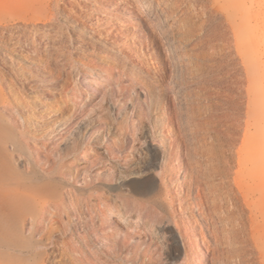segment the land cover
<instances>
[{"label": "rangeland", "instance_id": "1", "mask_svg": "<svg viewBox=\"0 0 264 264\" xmlns=\"http://www.w3.org/2000/svg\"><path fill=\"white\" fill-rule=\"evenodd\" d=\"M85 1L0 0V264H222L221 211L205 210L199 195L213 167L215 182L226 180L224 155L232 157L236 178L224 183L237 191L235 213L248 234L264 228L254 205L262 177L243 162L264 145V122L249 114L256 106L244 100L234 146L231 122L211 120L210 99L186 93L178 78L176 102L142 83L122 91L128 81L96 69L90 43L75 38ZM246 1L264 77V0ZM39 35L47 45L33 44ZM256 85L252 96L264 104V82ZM150 182L154 190H136ZM250 239L264 262L262 239Z\"/></svg>", "mask_w": 264, "mask_h": 264}, {"label": "bare ground", "instance_id": "2", "mask_svg": "<svg viewBox=\"0 0 264 264\" xmlns=\"http://www.w3.org/2000/svg\"><path fill=\"white\" fill-rule=\"evenodd\" d=\"M79 5L81 23H79L78 29L74 34L75 38L79 42L81 40L85 43H90L92 46V65L96 69L97 67H106L110 74L114 75L115 72H118L119 75L117 77L119 76L120 80L125 78L128 81L121 84L122 91L131 89L136 83H142L144 84L143 86L154 87V89L160 87L167 92L166 95L170 100L176 102L178 92L175 80L178 78L182 81H180L182 90L187 89L190 94L194 95L197 93L199 95L195 94L196 96H201L202 98L205 95L210 99V104L205 102V105L208 103L209 108H211V120L224 119L229 123L231 122V130L233 131L231 143H236L235 134L239 133L238 127L241 125L240 115L246 106V104L244 106L245 99L256 106L249 109V114L259 119L260 123L264 122V104L261 102L263 98L260 95L261 100L256 101L254 96H252V91H255L256 84H263L264 77L259 71V57L254 43L256 25L253 22V15L246 0H92L85 1V3H80ZM221 13H224L223 15H225L229 24L224 21ZM38 26L44 29L45 24ZM37 38L38 40L33 43L34 45L41 47L42 45H47L46 43L48 42L45 41L44 36L39 35ZM157 65L164 69L163 79L159 78L155 70ZM39 75L41 78H47L40 73ZM68 82L70 83L71 81ZM55 84L56 82H52V85ZM243 86H245V90H243ZM187 90L186 93L188 92ZM181 93L183 91H180ZM188 97L189 94L187 95ZM181 98L183 97L181 96ZM68 103L70 102L68 101ZM30 104L32 103L30 102ZM70 111L75 112L76 110L71 108ZM43 112L46 115H52L51 110ZM260 128L264 130V124L260 125ZM221 139H226V137ZM229 149L231 151V148ZM208 150H210V147H208ZM224 157V161L226 160L225 162L228 165L226 168L223 166L222 177L228 180L233 176L236 169L234 159L228 155H224ZM220 161L224 163L223 160ZM211 162L210 156H208V163H214V161ZM243 162L247 169L250 170L252 179H255L258 174L262 177L261 181H257V190H259L261 196L257 202H254V205L264 214V145L258 148L255 156L245 155ZM216 167L210 170V180L205 184L203 183L209 192L205 191L204 198H202V195H198L200 196V205L204 209L208 207L213 208L214 212L217 209L221 211V217L218 216L220 217L218 219L222 226L216 225L217 239L224 242L227 247L221 263L264 264V262L257 261V253L252 247L253 244L250 239L251 234L262 239L263 249L261 254L264 256V228H262L263 230H254L251 234H248L249 229L246 228L248 224L246 225L244 215L237 214L235 213L236 210H234L237 198L235 192L237 191L234 190L233 185L229 184L228 186L225 184L226 180L224 181L225 183L215 182L214 176L218 173V169H221ZM234 176L236 178V173ZM203 181L205 182V180ZM191 182L192 180L189 183ZM154 189V185L150 182L146 183L145 186L137 187L136 190L148 191ZM199 193H201L200 190ZM224 193L232 204L227 210L225 209ZM137 199L143 203L147 201L140 197H137ZM191 202L193 204V201ZM206 203L208 206H206ZM208 211L210 212L209 209ZM212 218L214 219V217ZM204 220L205 218H203ZM204 222L206 223V221ZM194 225L196 224L194 223Z\"/></svg>", "mask_w": 264, "mask_h": 264}]
</instances>
